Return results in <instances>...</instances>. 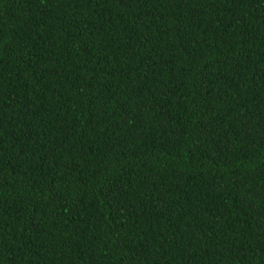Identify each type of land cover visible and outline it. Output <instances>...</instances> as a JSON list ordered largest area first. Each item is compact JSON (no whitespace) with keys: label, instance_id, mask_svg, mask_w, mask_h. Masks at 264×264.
<instances>
[{"label":"trees","instance_id":"obj_1","mask_svg":"<svg viewBox=\"0 0 264 264\" xmlns=\"http://www.w3.org/2000/svg\"><path fill=\"white\" fill-rule=\"evenodd\" d=\"M0 264H264V0H0Z\"/></svg>","mask_w":264,"mask_h":264}]
</instances>
